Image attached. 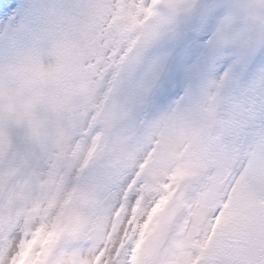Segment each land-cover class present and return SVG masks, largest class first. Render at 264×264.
<instances>
[{"label": "clouds", "instance_id": "clouds-1", "mask_svg": "<svg viewBox=\"0 0 264 264\" xmlns=\"http://www.w3.org/2000/svg\"><path fill=\"white\" fill-rule=\"evenodd\" d=\"M110 4L52 0L34 38L0 51V139L15 149L21 176L39 158L66 163L65 191L89 194L102 213L135 184L149 201L155 186L189 169L176 181L175 222L155 241L157 264H165L184 219L181 197L228 179L249 149L264 145V135H255L257 107L264 127V92L257 104L233 90L231 75L211 70L224 61L242 68L264 52V0H121L115 19ZM177 46L200 51L201 72L183 100L154 109ZM10 198L0 191V210ZM77 227L63 225L58 254L75 250Z\"/></svg>", "mask_w": 264, "mask_h": 264}, {"label": "snow or ice", "instance_id": "snow-or-ice-1", "mask_svg": "<svg viewBox=\"0 0 264 264\" xmlns=\"http://www.w3.org/2000/svg\"><path fill=\"white\" fill-rule=\"evenodd\" d=\"M16 7V0H0V17ZM120 7L121 0H111L110 19ZM143 10L151 14V7ZM255 59L264 60V52ZM95 149L93 143L81 168ZM225 166L230 169V162ZM67 167L39 158L21 176L15 149L0 139V191L11 193L7 208L0 210V264H92L93 259L95 264H157L160 250L155 241L176 219L170 208L179 192L176 181L193 173L178 170L152 189L149 201L134 182L135 187L102 213L89 194L75 187L65 191ZM181 200L184 219L165 264H264V145L249 149L242 169H230L228 179L213 178L203 190L185 193ZM67 221L78 225L72 233L75 250L60 255Z\"/></svg>", "mask_w": 264, "mask_h": 264}, {"label": "rangeland", "instance_id": "rangeland-1", "mask_svg": "<svg viewBox=\"0 0 264 264\" xmlns=\"http://www.w3.org/2000/svg\"><path fill=\"white\" fill-rule=\"evenodd\" d=\"M17 7L11 11V13L6 14V17H0V51L11 53L19 49L23 46V44L36 36L41 28V22L48 13L51 8L52 0H17ZM199 44H205L203 39H199ZM185 47V46H184ZM183 46H177L173 55L177 60L184 49ZM191 51L187 54H184L183 61L179 63L186 62L187 60H196V58L201 54L197 49H190ZM256 58V57H255ZM201 61H198L196 64H199ZM258 60L254 59V61H249L242 68L236 69L237 76L242 79V84H245V80H250V75L258 73L257 70ZM185 66H181L176 68L170 80L164 85L161 89L159 95L156 99L162 98L163 103L159 106H155L154 109H159L166 107L171 104H175L177 101L183 100L184 92L178 96L179 90L181 87L179 84L184 81L185 72L183 70ZM202 65L195 66L193 69V73L195 76H198L201 72ZM216 66L213 64L211 66V70L215 71ZM232 66L227 67V70L222 73L220 71V75L223 76L227 72V74L232 71ZM235 68L233 70V73ZM218 73V72H217ZM235 74L232 76L234 78ZM256 86H258L257 98L261 97L262 92L264 91V77L259 82H257ZM234 91H237V88L232 87ZM185 91V90H184ZM250 88L247 86V89L240 91L241 95H249ZM178 96L176 99L175 97ZM259 103V101H258ZM257 103V104H258ZM158 104V103H157ZM257 127L255 129V135H263L264 127L259 124V107H257Z\"/></svg>", "mask_w": 264, "mask_h": 264}]
</instances>
